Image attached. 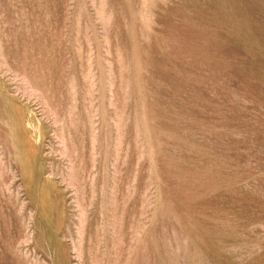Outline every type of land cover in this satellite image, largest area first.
<instances>
[{
	"label": "rangeland",
	"instance_id": "374dc122",
	"mask_svg": "<svg viewBox=\"0 0 264 264\" xmlns=\"http://www.w3.org/2000/svg\"><path fill=\"white\" fill-rule=\"evenodd\" d=\"M0 264H264V0H0Z\"/></svg>",
	"mask_w": 264,
	"mask_h": 264
}]
</instances>
